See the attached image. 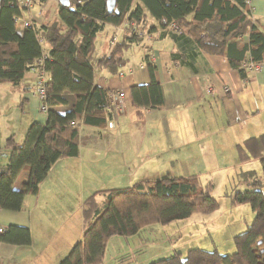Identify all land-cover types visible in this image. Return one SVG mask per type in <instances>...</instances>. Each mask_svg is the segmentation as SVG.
<instances>
[{"label":"trees","instance_id":"16d2710c","mask_svg":"<svg viewBox=\"0 0 264 264\" xmlns=\"http://www.w3.org/2000/svg\"><path fill=\"white\" fill-rule=\"evenodd\" d=\"M106 1L69 0L67 7L57 3L56 20L39 26L30 21L19 36L16 19L25 10L23 0H0V84L19 83L31 70L43 69L49 76L45 123H31L18 147L12 146V137L6 141L10 158L0 165V210L20 211L24 198L37 194L57 161L77 156L79 127L106 128L111 119L106 101L110 91L95 86V71L99 65L118 72L126 63V47L114 43L108 56L95 59L97 34L105 25L117 28L133 21L145 30L148 13L161 30L175 24L204 52L228 58L243 81L247 74L241 63H264V26L252 18L247 0H115L112 13L107 12ZM146 31L152 33L151 25ZM124 37L126 42L142 41ZM43 49L51 60L38 66L35 62ZM147 65L150 83L130 89L131 103L134 108L162 110L163 93L154 79L153 64ZM64 94L73 96L74 102L60 114L54 109L67 106ZM243 146L235 148L239 162L258 159L264 174V134ZM25 169V184L14 190L16 178ZM254 184L256 190L236 192L233 197L235 204L249 205L254 215L246 230L233 237V253L190 248L184 255L174 252L150 264H264V183ZM211 189L210 183L203 187L197 176H172L96 191L81 203V240L59 264H102L106 245L114 236L133 237L153 225L183 221L194 214L208 216L219 208ZM0 243L29 246L31 235L28 229L11 226L0 233Z\"/></svg>","mask_w":264,"mask_h":264},{"label":"crops","instance_id":"0c3cea01","mask_svg":"<svg viewBox=\"0 0 264 264\" xmlns=\"http://www.w3.org/2000/svg\"><path fill=\"white\" fill-rule=\"evenodd\" d=\"M249 2L252 18L264 26V0ZM146 15L150 38L131 43L125 41L124 33L118 34L115 43L126 47L125 65L115 73L99 65L95 71V86L125 93L123 110L111 113V128L109 122L104 129L79 127L77 156L57 161L39 184L37 194L24 198L20 211L0 210L3 231L13 226L28 229L31 235L29 246L0 243V264H59L81 240V203L94 192L175 176L170 169L181 156L180 151L192 159L216 158L222 155L217 149L232 148L234 152L237 145L242 147L249 139L264 134V118L257 121L259 116L264 117V64L243 81L228 58L204 52L186 30L175 31L171 26L161 30ZM38 19H33L38 26L49 23ZM24 30L17 26L19 36ZM115 32L116 27L105 25L100 32L103 40L99 41L97 34V61L110 53L109 41ZM147 62L153 64L154 79L163 93L162 110L134 108L131 103L130 89L150 83ZM120 72L122 78L118 77ZM36 76L37 72L31 70L19 83L11 84L10 91H0V119L4 116L0 121V165L10 158V150L5 149L8 138L12 137V146L18 147L31 123L46 121V116L36 114ZM64 97L67 106L54 109L60 114L69 111L74 102L73 96ZM14 100H18L16 108L5 114ZM27 174L26 169L20 172L14 190L25 184ZM152 228L146 227L137 235L145 239ZM174 252L178 250L167 255ZM131 257L102 264H133Z\"/></svg>","mask_w":264,"mask_h":264},{"label":"rangeland","instance_id":"374dc122","mask_svg":"<svg viewBox=\"0 0 264 264\" xmlns=\"http://www.w3.org/2000/svg\"><path fill=\"white\" fill-rule=\"evenodd\" d=\"M56 8V0H46L43 5L35 1L29 10L23 12L22 19L30 22L39 17L38 20L44 21V23L52 22L57 18ZM17 26L22 28L20 22H17ZM138 26L141 31L148 33L146 30H142L140 25ZM102 34L100 33L98 36L99 41L103 40ZM141 39L143 41L149 38ZM5 89L10 91L12 85L9 83L0 84V91L4 90L5 92ZM11 94L13 95V93ZM14 96H18V94ZM16 102L18 100H14L10 104L11 107L5 110V114L16 108ZM36 114L46 116L37 108ZM2 117L0 121L4 119V116ZM263 118V116H259L257 121H261ZM80 136H82V132H80ZM231 149H217V153L222 155L211 159L209 156H203L201 159L188 158L180 151L179 155L181 156L176 159L170 169L175 176H197L203 187L210 183L212 185L210 194L219 204V208L215 212L208 216L194 214L189 219L164 226L153 225L152 233L145 239L141 237V234L127 238L114 236L106 245L105 260L103 261L132 256L133 264H150L158 259L168 257L167 254L173 250L181 251L184 255L188 249L194 248V246L206 251H217L223 255L233 253L235 250L233 237L244 232L254 217L249 205L235 204L234 194L254 190L255 181L260 180L261 183H264V174L258 159L241 163L237 158L236 151L232 152ZM169 163L172 164V161Z\"/></svg>","mask_w":264,"mask_h":264},{"label":"built area","instance_id":"2783aa9c","mask_svg":"<svg viewBox=\"0 0 264 264\" xmlns=\"http://www.w3.org/2000/svg\"><path fill=\"white\" fill-rule=\"evenodd\" d=\"M34 3L33 0H23L21 2L22 7L25 9L24 11L29 10V8L32 6ZM248 6H250L249 0H247ZM251 10V8H250ZM252 16V14H251ZM17 22H20L24 28L27 26H30V22H27L21 18L16 19ZM171 27L175 31H179L180 29L177 27L175 24H171ZM120 33H124L129 36H135L139 39L141 38H150L151 33H146L144 31H141L139 29V26L134 23L133 21H125L124 25L121 27L116 28V32L113 34V37H111L109 44L112 47L117 39V35ZM42 42V41H39ZM51 60L50 55L46 50H42L41 56L36 60L35 64L38 66H42L45 61ZM264 63H254L251 61L248 62H243L240 64V68L246 72V74H254L257 73L261 70L262 66ZM118 77L122 78L123 73H119ZM49 81V76L47 75L46 71L43 69L37 70V76H36V81H35V86H34V92L33 96L36 99L38 103L37 109L39 112L43 113L46 115L47 113V105H46V86ZM125 99V93L123 91H112L107 93V110L110 111L111 113H120L123 110V103ZM114 123L109 122L108 127L111 128ZM71 126H75L73 123ZM3 232V229L0 228V233Z\"/></svg>","mask_w":264,"mask_h":264},{"label":"water","instance_id":"95a60500","mask_svg":"<svg viewBox=\"0 0 264 264\" xmlns=\"http://www.w3.org/2000/svg\"><path fill=\"white\" fill-rule=\"evenodd\" d=\"M56 1L62 7H67L69 5V0H56ZM115 4H116L115 0L106 1V9L108 13H112L114 11Z\"/></svg>","mask_w":264,"mask_h":264}]
</instances>
